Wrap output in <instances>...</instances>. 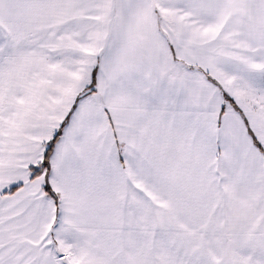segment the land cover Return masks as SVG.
I'll return each instance as SVG.
<instances>
[{"label": "snow or ice", "instance_id": "snow-or-ice-1", "mask_svg": "<svg viewBox=\"0 0 264 264\" xmlns=\"http://www.w3.org/2000/svg\"><path fill=\"white\" fill-rule=\"evenodd\" d=\"M0 264H264V0H0Z\"/></svg>", "mask_w": 264, "mask_h": 264}]
</instances>
